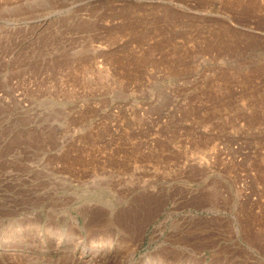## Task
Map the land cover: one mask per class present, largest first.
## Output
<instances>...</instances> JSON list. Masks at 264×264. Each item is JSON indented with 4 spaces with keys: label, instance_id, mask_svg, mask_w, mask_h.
I'll return each instance as SVG.
<instances>
[{
    "label": "rangeland",
    "instance_id": "1",
    "mask_svg": "<svg viewBox=\"0 0 264 264\" xmlns=\"http://www.w3.org/2000/svg\"><path fill=\"white\" fill-rule=\"evenodd\" d=\"M0 264H264V0H0Z\"/></svg>",
    "mask_w": 264,
    "mask_h": 264
}]
</instances>
